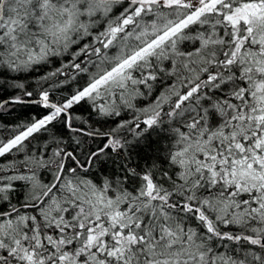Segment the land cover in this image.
Returning a JSON list of instances; mask_svg holds the SVG:
<instances>
[{
	"label": "snow or ice",
	"instance_id": "obj_1",
	"mask_svg": "<svg viewBox=\"0 0 264 264\" xmlns=\"http://www.w3.org/2000/svg\"><path fill=\"white\" fill-rule=\"evenodd\" d=\"M6 87L46 112L0 123V264H264V0H0ZM160 124L165 166L115 167Z\"/></svg>",
	"mask_w": 264,
	"mask_h": 264
},
{
	"label": "trees",
	"instance_id": "obj_2",
	"mask_svg": "<svg viewBox=\"0 0 264 264\" xmlns=\"http://www.w3.org/2000/svg\"><path fill=\"white\" fill-rule=\"evenodd\" d=\"M45 69H41L37 72H32L30 74H10L16 76L20 81L25 82L26 86L29 87V90L35 86V79L39 77ZM27 77V79H25ZM19 94L18 89H14L11 87L0 88V100L10 99L12 96ZM68 90L63 89L60 92H56V99H60L61 95H67ZM147 101L140 100L139 106L146 105ZM46 112L42 107L33 105V104H16L10 105L7 112L0 114V123L7 126L10 130L16 124L26 123L33 116H40ZM73 113L75 115H81L84 120H88L93 123L96 128L101 130H107L111 127H114L119 119H133L134 115L132 112H126L122 115L121 118L109 119L107 121L99 120L98 117L95 116V110L89 112V106L86 104H81L76 106L73 109ZM79 123V122H77ZM144 126L142 125L141 129L137 130L143 132ZM57 130L59 134H62L65 139L69 138L70 133H68L62 126H57ZM0 134L7 136L8 131L0 130ZM126 138L131 142V146L127 147L126 150L121 154L120 157L116 158L115 167L118 168L121 164L125 162L129 165H132L140 170L151 164L153 161H156L161 167L165 166L163 164V157L167 154V150L172 144L171 134L169 132V126L167 124H160L148 132L143 133V135L133 138L132 132H125ZM86 139V143L81 144L77 147L75 144H72L71 147H77V152L79 154H84L86 150H91L97 148L98 146L104 143L102 138H81ZM71 150V148L69 149ZM115 157V153L113 154ZM113 168L112 161L109 160L107 165L105 166L106 170H110Z\"/></svg>",
	"mask_w": 264,
	"mask_h": 264
}]
</instances>
